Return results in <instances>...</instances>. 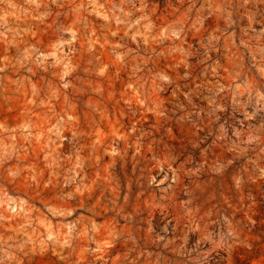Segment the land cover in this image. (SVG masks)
<instances>
[{
    "label": "rangeland",
    "instance_id": "374dc122",
    "mask_svg": "<svg viewBox=\"0 0 264 264\" xmlns=\"http://www.w3.org/2000/svg\"><path fill=\"white\" fill-rule=\"evenodd\" d=\"M0 264H264V0H0Z\"/></svg>",
    "mask_w": 264,
    "mask_h": 264
}]
</instances>
